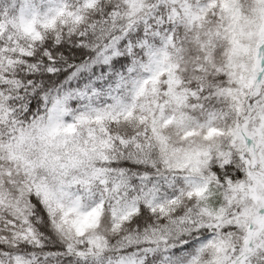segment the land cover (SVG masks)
Masks as SVG:
<instances>
[{"label":"snow or ice","instance_id":"6c2138e0","mask_svg":"<svg viewBox=\"0 0 264 264\" xmlns=\"http://www.w3.org/2000/svg\"><path fill=\"white\" fill-rule=\"evenodd\" d=\"M0 264H264V0H0Z\"/></svg>","mask_w":264,"mask_h":264},{"label":"trees","instance_id":"16d2710c","mask_svg":"<svg viewBox=\"0 0 264 264\" xmlns=\"http://www.w3.org/2000/svg\"><path fill=\"white\" fill-rule=\"evenodd\" d=\"M41 0H38V2H40ZM111 2V0H105V3H110ZM79 57H77L76 59H73V60H71L69 63L70 64H75V63H77L78 61H79ZM106 71V69H104V68H97L96 70H95V75L92 77V79H95V77L96 76H99V75H101V74H103L104 72ZM64 83H67L68 84V86H75V85H77L79 82H77V81H73V82H68L67 81V78L65 77V79H64V81H63ZM96 84H97V86L99 87L101 84H106V81H100V80H97L96 81ZM103 99V98H102Z\"/></svg>","mask_w":264,"mask_h":264},{"label":"rangeland","instance_id":"374dc122","mask_svg":"<svg viewBox=\"0 0 264 264\" xmlns=\"http://www.w3.org/2000/svg\"><path fill=\"white\" fill-rule=\"evenodd\" d=\"M46 2H47V0H41V1H40V3H42V4H43V3H46Z\"/></svg>","mask_w":264,"mask_h":264}]
</instances>
